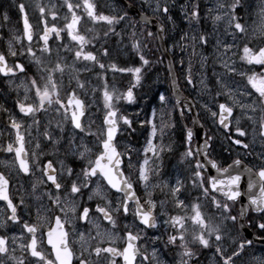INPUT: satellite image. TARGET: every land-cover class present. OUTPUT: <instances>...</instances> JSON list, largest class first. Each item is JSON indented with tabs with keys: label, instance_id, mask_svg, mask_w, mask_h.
<instances>
[{
	"label": "snow or ice",
	"instance_id": "obj_1",
	"mask_svg": "<svg viewBox=\"0 0 264 264\" xmlns=\"http://www.w3.org/2000/svg\"><path fill=\"white\" fill-rule=\"evenodd\" d=\"M12 7L16 25L0 11V80L16 93L0 104V264H264V0ZM165 61L171 95L129 113ZM212 128L252 166L213 159Z\"/></svg>",
	"mask_w": 264,
	"mask_h": 264
},
{
	"label": "rangeland",
	"instance_id": "obj_2",
	"mask_svg": "<svg viewBox=\"0 0 264 264\" xmlns=\"http://www.w3.org/2000/svg\"><path fill=\"white\" fill-rule=\"evenodd\" d=\"M27 2V0H26ZM4 9L9 10V14L12 16V25L17 24V16L13 10L12 3L8 2L6 0H1L0 1V11H3ZM174 14L177 17V23H181L179 20V11L178 8L174 9ZM0 47H3L2 44H0ZM126 59V57H124ZM160 71L159 73H153L151 76V79L149 80L148 84L146 85L145 89L141 90L140 95L141 99L139 100L138 105H133L128 107V112H138L140 111L141 108L145 110V112L150 111V109L158 107V100L156 98V93H164L166 90L169 89L168 87V82L165 79L166 74L163 68V65H160ZM179 68V65H177V69ZM195 72V69H194ZM159 77V78H158ZM120 78V77H118ZM126 83V79H125ZM7 85V86H6ZM169 92V91H168ZM193 100L196 99V95L194 92H191L189 89L188 91H185ZM16 93L8 86L6 81L0 80V104H4L7 102L8 106H11L13 99L15 98ZM198 112H200V108L197 106L196 107ZM175 115V114H174ZM176 118V115H175ZM202 123L204 124L205 128L207 129V132H209L210 124L211 122L209 121L208 123H205L204 119H201ZM99 123V121H98ZM212 133L218 137L216 144H215V151L212 153V158L216 159L218 163H228L235 157L242 158L245 160L248 164L252 165L254 163L252 156H245L244 150L238 147H234L231 152L228 151V145L229 141L224 137L223 133L220 131H217L215 128H212ZM137 138L139 139V143L143 144L144 137L137 133ZM249 140H251V137H249ZM139 146V145H138ZM257 150L259 147V142H257ZM254 155V154H253ZM257 254L261 250L253 249ZM208 256L210 257L211 254L207 253ZM211 264V263H210Z\"/></svg>",
	"mask_w": 264,
	"mask_h": 264
},
{
	"label": "water",
	"instance_id": "obj_3",
	"mask_svg": "<svg viewBox=\"0 0 264 264\" xmlns=\"http://www.w3.org/2000/svg\"><path fill=\"white\" fill-rule=\"evenodd\" d=\"M126 2L127 1H125V3ZM137 11H138V9L134 8V9L131 10V14L135 16ZM165 63H166V66H167V61H165ZM181 96H182L183 99L189 100V99L185 98V96L182 94V92H181ZM190 113H191L192 119H193L195 117V115H196L195 109H193L192 112H190ZM193 130H194V132H198L199 133V135L196 136L195 139L202 142L203 139H204V135H205L204 129L203 128H199V126L197 125L195 128H193ZM209 168H210V166H209ZM210 174L213 175V176L216 175L215 169H210ZM246 189H247V174L244 175V178L242 180V191H244L246 193ZM246 200H247V195L245 194V197H244V203L245 204L247 203ZM249 238H253L254 239V237H249ZM256 243L259 244V245L264 246V240H256Z\"/></svg>",
	"mask_w": 264,
	"mask_h": 264
}]
</instances>
